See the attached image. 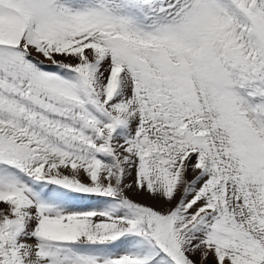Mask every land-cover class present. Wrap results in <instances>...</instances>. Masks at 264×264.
Wrapping results in <instances>:
<instances>
[{
    "label": "snow or ice",
    "instance_id": "snow-or-ice-1",
    "mask_svg": "<svg viewBox=\"0 0 264 264\" xmlns=\"http://www.w3.org/2000/svg\"><path fill=\"white\" fill-rule=\"evenodd\" d=\"M0 264H264V0H0Z\"/></svg>",
    "mask_w": 264,
    "mask_h": 264
}]
</instances>
